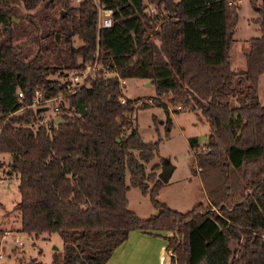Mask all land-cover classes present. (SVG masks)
I'll return each mask as SVG.
<instances>
[{
  "label": "trees",
  "instance_id": "trees-1",
  "mask_svg": "<svg viewBox=\"0 0 264 264\" xmlns=\"http://www.w3.org/2000/svg\"><path fill=\"white\" fill-rule=\"evenodd\" d=\"M97 2L111 7L110 25L97 26ZM250 3L260 33L246 39L236 75L234 0H0V153L18 177L19 228L56 231L62 242L50 261L30 264H105L131 228L170 230L168 264H264V0ZM91 60L101 63L96 73L67 90L60 76ZM118 75L154 83L164 135L172 117L162 93L207 118L206 148H194L196 135L188 142L208 205L183 210L158 198L159 164L146 162L161 136L144 139L132 117L150 102L117 99ZM36 87L41 96L62 90L56 119L27 106ZM129 184L148 193L154 212L130 208Z\"/></svg>",
  "mask_w": 264,
  "mask_h": 264
},
{
  "label": "rangeland",
  "instance_id": "rangeland-1",
  "mask_svg": "<svg viewBox=\"0 0 264 264\" xmlns=\"http://www.w3.org/2000/svg\"><path fill=\"white\" fill-rule=\"evenodd\" d=\"M79 1V2H78ZM70 0L74 5L80 3V0ZM239 3L238 18L235 24V31L233 33V41L230 50V63L233 69L236 71V75L245 68L244 63V51L247 48L246 39L252 35H258L260 28L255 21L256 11H254L250 0H234ZM256 4L260 3V0H253ZM76 2V4L74 3ZM78 2V3H77ZM98 15V14H97ZM75 42H79V39L75 37ZM90 62V72L93 73L92 64H101L96 60L87 61ZM86 62V63H87ZM85 63V64H86ZM85 66V65H84ZM77 68L78 70L86 68ZM100 67V66H99ZM96 66V69L99 68ZM71 69V68H70ZM67 71V70H65ZM51 75L57 76L55 73ZM136 76V75H135ZM132 76V77H135ZM65 75H61L60 79L64 80ZM129 77L127 80V90L132 94H139L140 92L150 91L152 84L144 79L138 77ZM143 81V85L138 81ZM235 84L238 83L236 78ZM258 85L256 90V98L262 100V80L261 76L257 79ZM125 83V85H126ZM124 85V87H125ZM124 87H122L124 92ZM60 93V91L58 92ZM57 93V94H58ZM153 95L144 94L142 97H151L150 105L137 106L136 122L138 130L144 139H154L158 135L161 139L158 142V150L154 157L146 162V169L150 168L152 163L158 162V166L154 170L158 173L160 162H168L173 164L172 172L167 181H163L157 196L161 200H164L170 206H175L179 209L191 208L194 203L200 201L204 205H208V199L205 194L204 187L200 174L197 170H193V149L189 145L190 135H196L199 144L194 146L196 149L206 148L203 145L207 139L206 132L209 130V122L205 116L200 113L198 108L186 107L181 105L177 107L178 103H173L171 100H167V94L158 95L160 101L167 103V109L170 117H172V123L168 130V135L165 133V107L161 103H156L153 100ZM65 104L66 98L61 95ZM177 107V108H176ZM41 120L47 119L50 115L56 119V109L53 105H50L46 109L41 111ZM154 113V118L152 114ZM5 161L1 174L6 179H0V239L4 251V255L1 257V264H15L18 260L25 259L30 263V259L36 256L39 259L50 261L52 257L53 249H61L62 242L61 237L56 231L47 232L43 231L39 234L28 233L24 236L25 247L14 245L13 236L11 233L26 232L19 228L20 211L16 208L15 203L20 197V191L17 187L18 177L15 174H7L6 158L0 156V159ZM160 161V162H159ZM126 181L129 182V173H126ZM128 205L140 215H147L149 212H154V205L151 204L148 193L142 192L141 188L134 184H129L127 189ZM154 210V211H153ZM10 231V233L7 232ZM170 234V230H167ZM53 242H56V247L53 246ZM154 248L157 250L158 242L154 241ZM232 245L235 244V240H232ZM11 249V251H10ZM10 252V254H9ZM167 251H164V254ZM9 254V255H7ZM157 259V258H156ZM168 259V258H167Z\"/></svg>",
  "mask_w": 264,
  "mask_h": 264
},
{
  "label": "crops",
  "instance_id": "crops-1",
  "mask_svg": "<svg viewBox=\"0 0 264 264\" xmlns=\"http://www.w3.org/2000/svg\"><path fill=\"white\" fill-rule=\"evenodd\" d=\"M74 3L76 4V2ZM135 77H138L140 79H144L150 82L149 78L146 76H135ZM135 77H132V78H135ZM128 78L129 77L126 78V82ZM138 82L142 85L144 84L143 81L141 80H139ZM151 84L152 86L150 87V91L140 92L139 94L134 95L128 92L127 87H126L127 83H126L124 87V93L126 96H129V97H135L136 95H144V94L153 95L155 94V85L154 83H151ZM137 109L138 108L136 106V108L134 109L132 113V117L135 119V121L137 120L136 118ZM0 156L10 157L9 155L3 154V153H0ZM160 167H161V163L158 169H160ZM154 210H156L155 207H154ZM166 234H168V232L165 229H156L153 231H146L141 228H131L127 236L122 240V242L114 247L108 259L105 261V264H168L169 252L165 248L166 239L164 237ZM41 235L43 234L40 233L39 236ZM155 240H157L158 245H159L157 247V250L154 248L155 246L153 244ZM55 244L57 245L56 242H53V246ZM164 251H167V253L164 254Z\"/></svg>",
  "mask_w": 264,
  "mask_h": 264
},
{
  "label": "built area",
  "instance_id": "built-area-1",
  "mask_svg": "<svg viewBox=\"0 0 264 264\" xmlns=\"http://www.w3.org/2000/svg\"><path fill=\"white\" fill-rule=\"evenodd\" d=\"M98 3V2H97ZM111 7L108 6H104L98 3V19H97V26L99 27V25H110L113 21L112 18V14H111ZM90 62H87L84 66V68H86V70L84 69H80L78 70L77 68H71V69H67L66 73H65V79L66 80V89L67 90H74L76 87L80 86L83 82L87 81V76L88 75H94L96 73V66L99 67L101 66V64H92L93 67V73L90 72V70H88V68H90ZM88 67V68H87ZM103 67V72L107 73V74H116L117 72L114 70H110L105 66ZM126 78L125 76L122 75H118V83L124 87L125 82H126ZM58 93V92H57ZM52 94V95H48V96H41V88L40 87H36L34 90V96L31 100V102L29 104H27V106H40V105H45L47 107H49L50 105H53L54 109H57L60 102H64L63 98L61 97V95L63 96L62 90H60V93L58 94ZM18 94L20 96L23 95L22 90L18 91ZM117 99H119L120 101L125 102L126 100V95L123 91L119 92L117 95ZM134 104H140L141 102L145 101V102H151V97H142V96H138L136 97L134 100ZM23 106V105H22ZM22 106L18 109H21ZM177 107H181V104L178 103ZM204 145V144H203ZM6 158L5 160L8 161L9 157H4ZM7 161H6V165H7ZM5 161H3V159H0V179H6L4 177V175L1 174L3 165ZM8 233H10L9 230H7ZM13 236V243L14 245H19L21 247H25V243H24V236L28 235L27 232H17V233H11ZM11 251V249H10ZM10 254V252H9ZM7 254V255H9ZM4 255V251H3V247H2V243H1V239H0V259L1 257ZM1 264V261H0ZM15 264H30L28 260L25 259H21L18 260Z\"/></svg>",
  "mask_w": 264,
  "mask_h": 264
},
{
  "label": "water",
  "instance_id": "water-1",
  "mask_svg": "<svg viewBox=\"0 0 264 264\" xmlns=\"http://www.w3.org/2000/svg\"><path fill=\"white\" fill-rule=\"evenodd\" d=\"M47 106L45 105H40L38 106L36 109L40 110V109H46ZM79 111L81 114L84 113V111H86V107L84 105H82L81 103H79ZM172 168H173V164L168 163V162H162L161 163V167L158 171V176L163 180H167L172 172ZM56 247V244L54 245Z\"/></svg>",
  "mask_w": 264,
  "mask_h": 264
}]
</instances>
